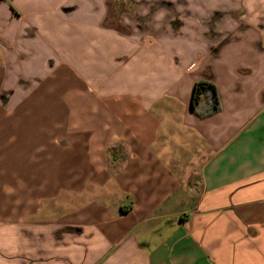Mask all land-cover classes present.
Returning <instances> with one entry per match:
<instances>
[{
    "label": "crops",
    "instance_id": "crops-1",
    "mask_svg": "<svg viewBox=\"0 0 264 264\" xmlns=\"http://www.w3.org/2000/svg\"><path fill=\"white\" fill-rule=\"evenodd\" d=\"M166 1L0 0V264H264V0Z\"/></svg>",
    "mask_w": 264,
    "mask_h": 264
},
{
    "label": "rangeland",
    "instance_id": "rangeland-1",
    "mask_svg": "<svg viewBox=\"0 0 264 264\" xmlns=\"http://www.w3.org/2000/svg\"><path fill=\"white\" fill-rule=\"evenodd\" d=\"M217 6L219 3L214 2L213 4ZM194 2H199L200 4H207V0H186V3L181 2L179 6V12L183 11L186 24L184 30L180 31L179 37L185 36L190 30L187 28V22L192 20L194 12H196V5ZM186 7H181V6ZM213 10H216L217 7ZM113 14L109 10V17L107 21H113L115 26H120V30L128 29L141 32H150L156 30H164L167 26L172 28H179L181 26V16L176 14L175 3H170L166 0H114ZM222 11H220V14ZM218 14V12H217ZM213 15L209 20V27L216 28V21L218 20V15ZM223 14V13H222ZM223 17V15H222ZM221 17V18H222ZM225 17V15H224ZM109 21V22H110Z\"/></svg>",
    "mask_w": 264,
    "mask_h": 264
},
{
    "label": "trees",
    "instance_id": "trees-1",
    "mask_svg": "<svg viewBox=\"0 0 264 264\" xmlns=\"http://www.w3.org/2000/svg\"><path fill=\"white\" fill-rule=\"evenodd\" d=\"M207 92L210 94L211 108L207 112L202 113L200 115H206L218 109V101L215 88L211 83L206 81H199L194 84L191 96L192 108L195 109V106H197L198 103L201 101V97L204 96Z\"/></svg>",
    "mask_w": 264,
    "mask_h": 264
}]
</instances>
